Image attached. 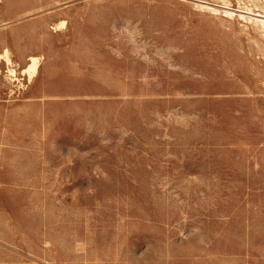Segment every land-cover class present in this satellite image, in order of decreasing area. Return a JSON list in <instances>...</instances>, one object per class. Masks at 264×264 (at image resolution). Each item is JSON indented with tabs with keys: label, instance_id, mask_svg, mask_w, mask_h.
Returning a JSON list of instances; mask_svg holds the SVG:
<instances>
[{
	"label": "rangeland",
	"instance_id": "374dc122",
	"mask_svg": "<svg viewBox=\"0 0 264 264\" xmlns=\"http://www.w3.org/2000/svg\"><path fill=\"white\" fill-rule=\"evenodd\" d=\"M263 20L0 0V264H264Z\"/></svg>",
	"mask_w": 264,
	"mask_h": 264
},
{
	"label": "bare ground",
	"instance_id": "6f19581e",
	"mask_svg": "<svg viewBox=\"0 0 264 264\" xmlns=\"http://www.w3.org/2000/svg\"><path fill=\"white\" fill-rule=\"evenodd\" d=\"M251 12V11H250ZM253 13V12H252ZM235 13H233V15H234ZM261 14V13H260ZM257 16V15H256ZM258 19V18H257ZM261 19H259V21H260ZM264 21V20H263ZM261 22V21H260ZM263 23V22H262ZM31 59H32V61H31V63H30V65H29V67H27L28 68V70L27 69H25V70H27V71H29L30 72V74L32 75L34 72H35V70H36V68H37V66H38V63H39V58L38 57H36V56H32L31 57ZM11 71H14L12 68L10 69Z\"/></svg>",
	"mask_w": 264,
	"mask_h": 264
}]
</instances>
